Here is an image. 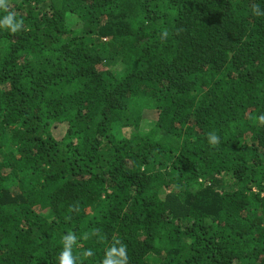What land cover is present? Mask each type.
<instances>
[{
	"label": "trees",
	"instance_id": "16d2710c",
	"mask_svg": "<svg viewBox=\"0 0 264 264\" xmlns=\"http://www.w3.org/2000/svg\"><path fill=\"white\" fill-rule=\"evenodd\" d=\"M264 264V0H2L0 264Z\"/></svg>",
	"mask_w": 264,
	"mask_h": 264
},
{
	"label": "clouds",
	"instance_id": "9594fccd",
	"mask_svg": "<svg viewBox=\"0 0 264 264\" xmlns=\"http://www.w3.org/2000/svg\"><path fill=\"white\" fill-rule=\"evenodd\" d=\"M0 3H2V0H0ZM63 257H64L63 264H70V261L67 259V257H68V253L67 252H65L63 254Z\"/></svg>",
	"mask_w": 264,
	"mask_h": 264
}]
</instances>
